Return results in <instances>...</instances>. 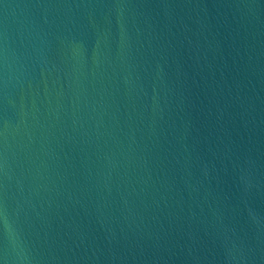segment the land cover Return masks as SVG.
<instances>
[{"label":"water","instance_id":"95a60500","mask_svg":"<svg viewBox=\"0 0 264 264\" xmlns=\"http://www.w3.org/2000/svg\"><path fill=\"white\" fill-rule=\"evenodd\" d=\"M0 264H264V0H0Z\"/></svg>","mask_w":264,"mask_h":264}]
</instances>
